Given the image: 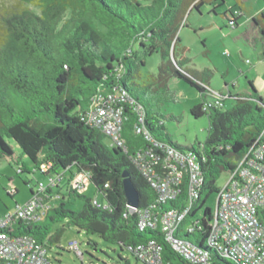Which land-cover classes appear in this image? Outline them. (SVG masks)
Returning a JSON list of instances; mask_svg holds the SVG:
<instances>
[{
	"label": "trees",
	"instance_id": "1",
	"mask_svg": "<svg viewBox=\"0 0 264 264\" xmlns=\"http://www.w3.org/2000/svg\"><path fill=\"white\" fill-rule=\"evenodd\" d=\"M234 1L235 11L231 7L220 11L227 0H13L0 12V159L17 165L19 173L38 171L47 182L49 177L56 179L38 191L43 206L39 212L47 206L44 218H20L12 225V234L31 236L40 243L48 238L58 244L63 229L51 234L50 227L66 219L79 232L97 234L132 256L137 244L154 238L163 245L166 263L191 264L164 241L160 231L138 230L137 213L127 206L122 173L129 172L140 192L139 208H144L156 200L157 191L134 157L150 146L148 136L191 152L204 175L199 200L203 205L219 191L221 176L236 167L250 146L264 142V99L254 81L249 80L248 92L209 96L206 71L189 66V48L178 34L188 26L189 15L193 11L202 15L204 6L210 7L209 15L221 14L226 25L236 28L247 14L241 0ZM246 19L258 24L264 34L263 11L254 16L248 13ZM262 47L264 59V43ZM155 52L161 55L158 73L152 76L155 84L138 83V66L145 63L142 57ZM176 79L199 91L201 101L191 107L192 115L209 119L208 135L199 149L174 142L164 124L153 120V113L160 112L152 101L157 97L174 100L168 83ZM105 91L124 92L128 97L121 103L122 145L82 120L94 96ZM228 99L232 106L225 108ZM13 143L30 159L31 167L22 162ZM43 165L50 167L42 171ZM81 173L111 211L96 208L92 200L97 197L83 196L80 187L73 186ZM66 194L84 197L82 209L67 208L61 201ZM55 201L58 206L52 207ZM176 204L171 201L163 208ZM204 213L194 232L182 231L178 236L204 247L213 218L209 207ZM259 215L264 222V211ZM208 249L211 264H240ZM129 263L125 259L124 264Z\"/></svg>",
	"mask_w": 264,
	"mask_h": 264
},
{
	"label": "built area",
	"instance_id": "2",
	"mask_svg": "<svg viewBox=\"0 0 264 264\" xmlns=\"http://www.w3.org/2000/svg\"><path fill=\"white\" fill-rule=\"evenodd\" d=\"M126 98L124 92L99 93L94 96L82 120L110 136L115 144L122 145L121 103L128 100ZM140 121H143L142 114ZM136 130L141 132L140 127H136ZM148 138L150 146L137 152L134 162L157 191V198L144 208L127 204L131 212L137 213L138 230L160 231L164 241L191 264H211L208 248L240 264H264V222L259 215L264 211V142L251 145L237 161L236 167L228 171L226 183L219 188L210 232L202 247L178 236L179 232H194L200 226L198 211L190 216L194 209L199 210L203 206L199 200L204 175L198 160L191 152ZM49 167L43 165L42 171H47ZM55 180L52 176L47 183L39 182L36 192L27 201L17 202L12 213L0 217V264H56L44 243L31 236L11 233L14 230L12 225L20 218H44L47 206L39 212L42 198L38 191L46 189ZM85 181L89 187V180L81 173L72 184L79 186L82 193L87 188L86 185V188L83 187ZM181 196H184L182 200ZM171 201L177 203L175 207L163 208ZM92 204L101 210H112L108 203L97 198L92 200ZM69 249L83 259L77 241L71 242ZM132 251L136 260L142 264H168L163 260V245L154 238L137 244Z\"/></svg>",
	"mask_w": 264,
	"mask_h": 264
},
{
	"label": "rangeland",
	"instance_id": "3",
	"mask_svg": "<svg viewBox=\"0 0 264 264\" xmlns=\"http://www.w3.org/2000/svg\"><path fill=\"white\" fill-rule=\"evenodd\" d=\"M243 1H245L249 14L257 15L264 8V0ZM12 3L13 0H0V12ZM233 4L234 0H227L226 4L219 9H221L220 11L227 10ZM231 8L235 11L234 7ZM209 9V6L202 7L204 13L202 15L198 11H193L188 17V26L179 30L178 34L182 43L189 48L186 53L190 59L189 66L201 72L206 71L207 75L204 76V79L210 84L207 88L209 96L218 97L220 92H224V94L231 92L232 95L248 92L251 90L249 80H253L264 99V65L261 64L263 58L261 43H264V38L263 41H260L259 30L252 26L251 21L250 23L245 22L247 11H245L247 15L239 19V27L232 28L225 24L221 14L209 15ZM142 58L145 63L138 66L140 75L137 82L140 84L154 83L152 76L158 73L161 55L159 52H155ZM168 84L175 99L164 100L162 97L154 99L153 107L161 115L154 112L153 120L164 124L174 142L199 149L206 141L209 128L207 115L196 118L190 110L192 106L201 101L199 91L178 79L170 80ZM231 106L232 102L228 99L225 108ZM105 142L109 144L110 139L106 137ZM13 145L22 162L31 167L30 159L24 155L18 145L15 143ZM17 168V165L0 159V217L12 213L17 202L27 201L31 195V189L35 188L39 182H47V177L38 171L19 173ZM227 179L228 172L218 180L219 188L224 186ZM86 184L85 181L83 187ZM14 189L18 191L12 194L11 191ZM82 195L89 198L97 197L100 201H105L103 196L97 194V188L93 183L84 189ZM217 198L218 192L211 194L198 210L197 215L201 217L207 207L210 208L211 213H214ZM61 201L69 209L81 210L85 198L76 194H66ZM51 204L52 207H57L58 201ZM61 228L63 232L58 244L49 242L48 238L44 241L49 256L56 264H124L125 259H129V264H142L136 261L135 257L126 249H121L118 244L108 243L97 234L84 230L79 232L66 219L51 224V234ZM73 241L80 244V249L84 253L83 259L69 249V244Z\"/></svg>",
	"mask_w": 264,
	"mask_h": 264
},
{
	"label": "water",
	"instance_id": "4",
	"mask_svg": "<svg viewBox=\"0 0 264 264\" xmlns=\"http://www.w3.org/2000/svg\"><path fill=\"white\" fill-rule=\"evenodd\" d=\"M122 178H123L122 180L123 190H124L125 197L127 199V204L132 207H138L139 201H140L139 189L135 185L133 179L131 178L127 170L123 171Z\"/></svg>",
	"mask_w": 264,
	"mask_h": 264
},
{
	"label": "crops",
	"instance_id": "5",
	"mask_svg": "<svg viewBox=\"0 0 264 264\" xmlns=\"http://www.w3.org/2000/svg\"><path fill=\"white\" fill-rule=\"evenodd\" d=\"M234 3H235V1H234ZM234 5V4H233ZM240 6H242L241 8L243 9V11H244V14H245V11H247L248 12V10H247V7H246V5H245V1H243V0H241V3H240ZM261 11H263L264 12V8H262V10ZM260 11V12H261ZM259 12V13H260ZM249 13V12H248ZM258 13V14H259ZM250 15H255L254 13H250ZM224 18H225V16H224ZM250 21L252 22V26L254 27V28H257V30H259V33H260V41H263V38H264V34H263V32H262V29H260V27H259V25L258 24H256L253 20H249V19H246V21L245 22H249L250 23ZM213 23V22H212ZM239 27V25H237V27L236 28H238ZM247 33V32H246ZM256 40V38L254 39V41ZM261 45H263L262 43H261ZM263 51V50H262ZM261 64H263L264 65V62H263V58H262V60H261ZM177 80V79H176Z\"/></svg>",
	"mask_w": 264,
	"mask_h": 264
}]
</instances>
